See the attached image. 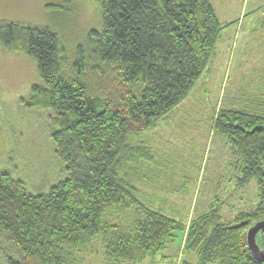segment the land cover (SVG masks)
<instances>
[{"label": "trees", "instance_id": "trees-1", "mask_svg": "<svg viewBox=\"0 0 264 264\" xmlns=\"http://www.w3.org/2000/svg\"><path fill=\"white\" fill-rule=\"evenodd\" d=\"M96 2L101 31L88 33V53L79 51L70 65L50 26L0 24V43L36 62L42 83L31 86L26 102L54 113L50 140L66 173L34 194L0 172V232L10 243L0 264H80L74 255L94 236L109 262L137 264L154 259L176 232L196 264H264L246 243L251 222L264 218V114L258 110L221 108L214 120L240 185L253 180L257 188L254 211L239 222H225L216 205L188 223L166 215L125 176L128 163L145 152L131 136L180 104L208 65L221 30L211 1ZM256 242L264 249V229Z\"/></svg>", "mask_w": 264, "mask_h": 264}, {"label": "rangeland", "instance_id": "rangeland-1", "mask_svg": "<svg viewBox=\"0 0 264 264\" xmlns=\"http://www.w3.org/2000/svg\"><path fill=\"white\" fill-rule=\"evenodd\" d=\"M210 1L221 30L208 65L180 104L153 128L131 136L130 143L145 152L128 163L125 176L143 200L166 215L188 223L216 205L225 222L236 223L254 211L257 188L253 180L240 185L229 145L215 132L214 120L221 108L264 114V0ZM61 3L0 0V24L50 26L70 65L79 51L88 53V33L101 31L100 9L96 0L49 8ZM41 83L32 57L0 43V172L22 180L34 194L66 176L50 140L54 113L26 102L31 86ZM183 241L176 232L154 259L137 264H196L183 252ZM8 244L0 232V255ZM74 256L80 264H116L106 260L99 236Z\"/></svg>", "mask_w": 264, "mask_h": 264}, {"label": "water", "instance_id": "water-1", "mask_svg": "<svg viewBox=\"0 0 264 264\" xmlns=\"http://www.w3.org/2000/svg\"><path fill=\"white\" fill-rule=\"evenodd\" d=\"M264 229V218L251 224L246 231V243L252 255L259 261L264 262V249L256 242L257 233Z\"/></svg>", "mask_w": 264, "mask_h": 264}]
</instances>
